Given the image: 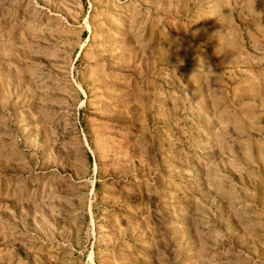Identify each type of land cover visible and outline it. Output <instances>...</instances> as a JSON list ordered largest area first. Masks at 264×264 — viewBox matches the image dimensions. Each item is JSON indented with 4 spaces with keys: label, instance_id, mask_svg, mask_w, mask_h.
I'll list each match as a JSON object with an SVG mask.
<instances>
[{
    "label": "rangeland",
    "instance_id": "rangeland-1",
    "mask_svg": "<svg viewBox=\"0 0 264 264\" xmlns=\"http://www.w3.org/2000/svg\"><path fill=\"white\" fill-rule=\"evenodd\" d=\"M0 264H264V0H0Z\"/></svg>",
    "mask_w": 264,
    "mask_h": 264
}]
</instances>
